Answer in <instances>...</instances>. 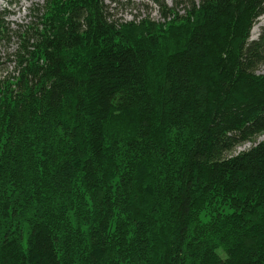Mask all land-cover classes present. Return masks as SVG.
<instances>
[{"label":"trees","instance_id":"1","mask_svg":"<svg viewBox=\"0 0 264 264\" xmlns=\"http://www.w3.org/2000/svg\"><path fill=\"white\" fill-rule=\"evenodd\" d=\"M36 1L0 8V264H264V0Z\"/></svg>","mask_w":264,"mask_h":264},{"label":"rangeland","instance_id":"2","mask_svg":"<svg viewBox=\"0 0 264 264\" xmlns=\"http://www.w3.org/2000/svg\"><path fill=\"white\" fill-rule=\"evenodd\" d=\"M180 1H191V0H116L115 2L111 0H105L104 5H111L109 11L113 14L111 18L112 21L116 22H132L135 24H141L143 21H156L159 23H164L165 19L163 17L164 11H174L176 5ZM199 2L200 0H193ZM36 0H0V8L5 11L2 16L5 25L8 27L16 28L15 22L26 24L29 20L30 9ZM20 3V5H16ZM42 4V1H39ZM181 12L179 15L184 16V10L180 8ZM174 14H171L170 21L174 18ZM32 19H35V11H32ZM264 27V15L259 18L257 23L254 25L251 31L253 39H257L262 28ZM14 31V30H13ZM10 42L8 46L6 43H0V88H6V82L11 81L14 76L18 75L17 69L19 68V62H16L14 54L18 48L16 39L13 37L9 39ZM11 54L12 56H8ZM10 61V62H9ZM260 72H264V66L261 68ZM258 141H264V134L258 138ZM252 143H246L237 149L236 153L242 152L244 150L252 147Z\"/></svg>","mask_w":264,"mask_h":264}]
</instances>
